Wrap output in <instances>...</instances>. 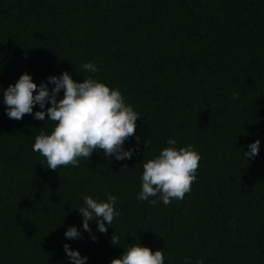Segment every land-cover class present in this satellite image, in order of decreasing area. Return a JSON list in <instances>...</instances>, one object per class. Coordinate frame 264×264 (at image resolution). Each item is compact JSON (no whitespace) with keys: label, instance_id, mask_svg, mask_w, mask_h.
Wrapping results in <instances>:
<instances>
[{"label":"trees","instance_id":"trees-1","mask_svg":"<svg viewBox=\"0 0 264 264\" xmlns=\"http://www.w3.org/2000/svg\"><path fill=\"white\" fill-rule=\"evenodd\" d=\"M87 61L99 71L82 70ZM64 70L118 87L141 114V139L125 142L131 159L101 150L51 170L32 146L53 122L9 118L0 99V264H71L65 243L110 264L139 242L162 248L165 264H264V0H0V86ZM169 137L201 154L197 180L182 200L140 201L143 163ZM105 193L121 215L107 233L90 221L93 241L76 207ZM71 225L82 238L65 237Z\"/></svg>","mask_w":264,"mask_h":264},{"label":"clouds","instance_id":"clouds-1","mask_svg":"<svg viewBox=\"0 0 264 264\" xmlns=\"http://www.w3.org/2000/svg\"><path fill=\"white\" fill-rule=\"evenodd\" d=\"M81 67L93 74L99 71L92 61ZM0 94L9 118L20 120L25 114H32L37 120L53 122L51 132L41 131L32 146L34 152L44 157V167L48 169L79 167L82 158L89 161L93 152L100 153L101 150L107 161H112L113 157L116 160L131 159L134 154L135 149L126 148L125 142L136 134L137 119L141 114L126 102L118 87L110 86L94 75L78 81L70 71L64 70L37 84L33 75L25 71L6 88L0 86ZM238 98L239 92H233L232 99ZM36 105L39 109L34 111ZM135 138L139 143L140 136L135 135ZM177 145V139L169 137L167 146L143 163L138 200L152 205L162 201L167 205L173 200H182L191 192L192 183L197 180L201 154L194 145ZM260 146L261 141L257 138L241 155L247 161L253 160L259 155ZM105 196L106 199L84 195L83 204L76 207L82 214L83 230L93 241L98 237L92 232L90 221L97 225L99 232L107 233L108 226H114L113 221L121 215L118 197L112 193H105ZM65 237L79 239L83 232L71 225L66 229ZM110 242L120 246L115 231ZM63 248L71 264H87L88 257L78 249L69 243ZM110 264H165V253L162 248L153 251L148 245L132 243L127 249L123 248L119 256L113 257ZM185 264H188L187 260ZM197 264H204V261L201 259Z\"/></svg>","mask_w":264,"mask_h":264}]
</instances>
